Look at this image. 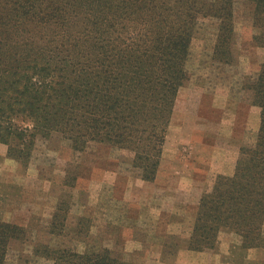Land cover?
<instances>
[{"label":"rangeland","instance_id":"374dc122","mask_svg":"<svg viewBox=\"0 0 264 264\" xmlns=\"http://www.w3.org/2000/svg\"><path fill=\"white\" fill-rule=\"evenodd\" d=\"M228 13L225 44L220 20L198 18L188 78L147 175L148 162L100 140L76 147L59 133L39 136L24 162L0 143V224L16 228L1 264H264V219L248 246L235 227L207 236L202 251L188 246L218 179H232L242 158L252 160L245 169L264 166L254 100L264 83V14L256 23L253 0H231Z\"/></svg>","mask_w":264,"mask_h":264},{"label":"trees","instance_id":"16d2710c","mask_svg":"<svg viewBox=\"0 0 264 264\" xmlns=\"http://www.w3.org/2000/svg\"><path fill=\"white\" fill-rule=\"evenodd\" d=\"M253 1L258 23L264 0ZM230 10L231 0H0V143L24 162L37 137L59 133L76 147L100 140L133 151L137 162H154L177 89L188 78L197 20H220L225 44L233 34ZM254 89L261 108L258 148L264 149L261 79ZM244 160L252 163L242 158L236 175L219 178L213 194L201 199L189 249L211 247L207 236L231 227L246 246L252 243L264 219L258 170L264 166L245 169ZM156 164L145 165L144 175ZM15 232L0 224V264Z\"/></svg>","mask_w":264,"mask_h":264}]
</instances>
